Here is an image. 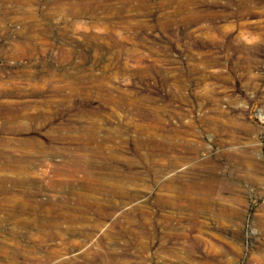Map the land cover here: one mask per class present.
<instances>
[{"label": "rangeland", "instance_id": "obj_1", "mask_svg": "<svg viewBox=\"0 0 264 264\" xmlns=\"http://www.w3.org/2000/svg\"><path fill=\"white\" fill-rule=\"evenodd\" d=\"M0 264H264V0H0Z\"/></svg>", "mask_w": 264, "mask_h": 264}]
</instances>
